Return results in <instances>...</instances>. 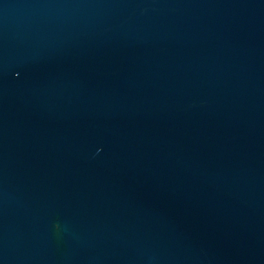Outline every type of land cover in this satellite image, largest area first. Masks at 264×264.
I'll list each match as a JSON object with an SVG mask.
<instances>
[{
    "label": "water",
    "instance_id": "obj_1",
    "mask_svg": "<svg viewBox=\"0 0 264 264\" xmlns=\"http://www.w3.org/2000/svg\"><path fill=\"white\" fill-rule=\"evenodd\" d=\"M0 264H264V0H0Z\"/></svg>",
    "mask_w": 264,
    "mask_h": 264
}]
</instances>
